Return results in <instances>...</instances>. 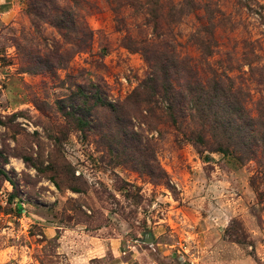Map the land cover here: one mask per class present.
Wrapping results in <instances>:
<instances>
[{
    "label": "rangeland",
    "instance_id": "374dc122",
    "mask_svg": "<svg viewBox=\"0 0 264 264\" xmlns=\"http://www.w3.org/2000/svg\"><path fill=\"white\" fill-rule=\"evenodd\" d=\"M157 71L181 102L218 82L245 130L203 128L163 89L127 102ZM97 90L129 138L92 101L84 131L62 114ZM262 229L264 0H0V264L119 261L79 260L90 237L130 264H212L220 243L259 262Z\"/></svg>",
    "mask_w": 264,
    "mask_h": 264
},
{
    "label": "trees",
    "instance_id": "16d2710c",
    "mask_svg": "<svg viewBox=\"0 0 264 264\" xmlns=\"http://www.w3.org/2000/svg\"><path fill=\"white\" fill-rule=\"evenodd\" d=\"M217 86L211 90L204 89L203 87L190 85L187 90V98L184 99L187 102V108L191 114V117H197V119L201 122V127H206L210 124L211 127L217 128V126H221L226 130H234V127L237 128L238 131L243 132L245 130V117L246 113L243 107L236 108L230 102V96L232 93L227 92L225 88L219 86L218 82ZM163 89L164 97L171 102V109L173 106H176L178 103V110H181L180 105L181 95L179 93V98L176 96L174 92L173 86L168 84H162L160 82L159 73L157 71L156 75H151L147 80L142 82L139 87L127 98V102L131 100L134 104L140 105L141 102L153 103L155 97L159 94V91ZM143 93H146V96L142 98ZM71 96L65 100H62L61 104V112L65 117H73L78 121L81 125L80 129L84 131L85 126H90L91 123L88 120V117L92 115L93 106H89V103L92 101L95 105H99L102 107L110 108L112 111H115L116 117H114L113 122L118 126V136L120 140L122 137L129 138V120L125 117V108L120 103L119 105H114L106 98L101 96V92L97 90L95 95H85L82 91H79V95ZM176 97V99H175ZM81 103L82 109L80 108V113L77 112L78 105ZM222 107V108H221ZM78 115V116H77ZM175 119V118H174ZM244 120V121H243ZM225 130V131H226ZM203 141V137L200 138ZM218 151L226 152L225 146L222 144L218 146Z\"/></svg>",
    "mask_w": 264,
    "mask_h": 264
},
{
    "label": "crops",
    "instance_id": "0c3cea01",
    "mask_svg": "<svg viewBox=\"0 0 264 264\" xmlns=\"http://www.w3.org/2000/svg\"><path fill=\"white\" fill-rule=\"evenodd\" d=\"M263 238H264V229L261 230L260 233ZM63 241V240H62ZM85 247L83 248V251L79 252L78 258L79 260H84L85 261H91L94 258H103L105 257L107 251L112 252L115 256L116 259L119 261L116 262V264H130L129 261L123 260V257H121L120 252H119V246L116 242V240H101V239H95L90 237L87 242L85 243ZM67 249V246L62 244L61 249ZM264 249V246H263ZM213 250L217 254L214 256L212 264H222L226 260L227 257V250L230 251L229 258L231 259L227 264H264V252L260 256L259 262H255L250 254L246 252L245 250H242L241 248L232 245V244H226V243H220L219 245H214ZM222 252H226L225 254H222ZM260 253V251H259ZM156 259L154 258L152 260V264H156ZM139 264H141L139 262Z\"/></svg>",
    "mask_w": 264,
    "mask_h": 264
},
{
    "label": "water",
    "instance_id": "95a60500",
    "mask_svg": "<svg viewBox=\"0 0 264 264\" xmlns=\"http://www.w3.org/2000/svg\"><path fill=\"white\" fill-rule=\"evenodd\" d=\"M147 241H152L153 242L154 238L153 237L152 238H148Z\"/></svg>",
    "mask_w": 264,
    "mask_h": 264
}]
</instances>
